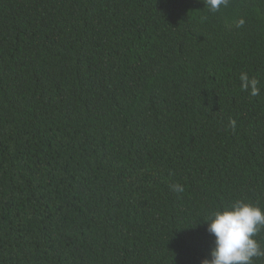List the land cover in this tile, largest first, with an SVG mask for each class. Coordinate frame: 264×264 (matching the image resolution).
<instances>
[{
  "label": "trees",
  "instance_id": "obj_1",
  "mask_svg": "<svg viewBox=\"0 0 264 264\" xmlns=\"http://www.w3.org/2000/svg\"><path fill=\"white\" fill-rule=\"evenodd\" d=\"M236 200L264 208V0H0V264H201Z\"/></svg>",
  "mask_w": 264,
  "mask_h": 264
},
{
  "label": "clouds",
  "instance_id": "obj_2",
  "mask_svg": "<svg viewBox=\"0 0 264 264\" xmlns=\"http://www.w3.org/2000/svg\"><path fill=\"white\" fill-rule=\"evenodd\" d=\"M227 4L228 0H205L206 7L213 12ZM239 79L242 89L249 91L251 96L260 94L255 78L245 72ZM172 187L176 192L184 191L182 185ZM204 221H207V230L215 240L210 258H204L201 264H254V258L264 257V247L255 239L256 234L264 229V208L236 200L228 207L216 209Z\"/></svg>",
  "mask_w": 264,
  "mask_h": 264
}]
</instances>
